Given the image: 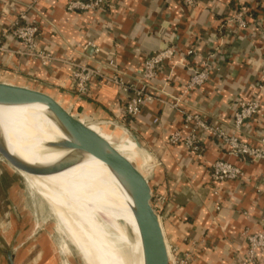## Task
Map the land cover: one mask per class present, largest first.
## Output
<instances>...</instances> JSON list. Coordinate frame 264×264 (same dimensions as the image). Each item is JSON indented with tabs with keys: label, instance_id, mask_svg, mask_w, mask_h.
<instances>
[{
	"label": "crops",
	"instance_id": "obj_1",
	"mask_svg": "<svg viewBox=\"0 0 264 264\" xmlns=\"http://www.w3.org/2000/svg\"><path fill=\"white\" fill-rule=\"evenodd\" d=\"M33 2L0 0V34ZM10 4L14 5L10 14L3 15ZM66 5L67 0H40L28 13L59 57L96 66L112 54L123 71L132 75L148 56L169 44H177L182 55L197 50L199 56L184 64L181 57L168 63L156 82L158 91L171 102L185 90L190 76L188 67L220 50L221 62L214 66L211 82L199 94L189 97L184 107L228 123L237 100L260 99V115L244 128L241 136L246 143L258 145L264 133V0H202L196 9L178 0H116L114 6L96 14L69 13ZM240 10L249 11V25L240 34L230 35L224 29V18ZM88 42L104 54L98 56L91 48L83 53L81 46ZM7 46L11 50L20 47L15 41L7 42ZM70 74V67L63 63L43 69L37 61L0 53V82L48 92L95 121H107L105 130L121 136L117 142L96 127L92 129L133 163L142 153L125 129L152 152L153 196L169 198L160 216L170 246L190 252L195 264H239L247 253L243 233L264 228V162L245 163L230 158L226 148L212 138L203 141L205 153L198 159L183 146L167 144L169 135L182 126L177 110L154 103L147 106L138 122L128 124L122 120L124 99L117 87L98 83L92 86L90 98L80 99L72 88ZM156 117L161 120L158 126L152 123ZM220 159L241 167L244 178L214 183L211 168ZM149 162L150 159L144 162L146 169ZM217 206L221 207L219 212ZM216 216L221 220L217 221ZM256 264H264V255H259Z\"/></svg>",
	"mask_w": 264,
	"mask_h": 264
},
{
	"label": "built area",
	"instance_id": "obj_2",
	"mask_svg": "<svg viewBox=\"0 0 264 264\" xmlns=\"http://www.w3.org/2000/svg\"><path fill=\"white\" fill-rule=\"evenodd\" d=\"M39 1L34 0L29 8L2 28L0 53H14L37 61L43 69L54 67L58 63L69 66L72 88L82 98H90L92 86L98 83L117 87L124 99L122 120L128 124L138 122L147 106L154 103L177 110L182 117V126L169 135L167 144L183 146L190 155L198 159H201L205 153L203 141L212 138L226 148L230 158L242 160L245 163L264 162V133L261 134L257 146L246 143L241 137L244 128L260 115L262 109L260 99L237 100L234 104L233 118L228 123L211 120L200 112L190 111L184 107L185 101L189 97L199 94L204 86L211 82L214 66L221 62L222 53L220 50L216 49L201 58L198 64L188 67L190 76L185 90L171 102L158 91L156 82L164 73L168 63L181 57V63L184 64L188 59L199 56L197 50L192 49L182 55L177 44H169L166 48L148 56L143 61L141 68L132 75L123 71L112 54H108L96 66L78 62L70 57H59L49 48L50 42L44 38L38 22L29 17V11ZM178 1L190 9H196L202 0ZM115 2L116 0H67L66 8L69 13L96 14L111 8ZM13 6V4L7 5L2 14L9 15ZM250 16L249 11L246 10L228 14L224 18V29L230 35H238L248 27ZM9 41L17 42L20 45L19 49L11 50L7 46ZM81 48L83 53L91 48L98 56L104 54L102 49L92 42L86 43ZM152 123L154 126H158L161 120L156 117ZM112 124L118 125L116 122H112ZM126 130L128 129H125L127 135ZM149 154L153 159H150V162L155 163L152 152L150 151ZM244 176L245 172L241 167L225 159L217 160L212 165L210 174L214 183L238 182ZM214 194L218 196V190H215ZM168 201L167 196L154 195L155 211L161 214ZM216 210L219 212L221 207L217 206ZM242 214L247 215L246 212H242ZM215 219L221 220L219 216H216ZM243 237L246 240L247 253L240 259L239 264H256L259 255H264V228L256 233H250L247 230L243 233ZM192 245L196 248L197 242H192ZM170 249L174 264H195L190 252H181L174 246H170Z\"/></svg>",
	"mask_w": 264,
	"mask_h": 264
},
{
	"label": "bare ground",
	"instance_id": "obj_3",
	"mask_svg": "<svg viewBox=\"0 0 264 264\" xmlns=\"http://www.w3.org/2000/svg\"><path fill=\"white\" fill-rule=\"evenodd\" d=\"M0 123L9 149L26 163L47 166L63 157V153L44 147L64 138L46 107L0 108ZM19 174L49 206L58 231L64 228V219L81 231L85 264H144L133 199L104 161L90 155L78 166L56 175Z\"/></svg>",
	"mask_w": 264,
	"mask_h": 264
},
{
	"label": "water",
	"instance_id": "obj_4",
	"mask_svg": "<svg viewBox=\"0 0 264 264\" xmlns=\"http://www.w3.org/2000/svg\"><path fill=\"white\" fill-rule=\"evenodd\" d=\"M80 99L84 98L80 97ZM31 106H44L48 109L50 117L64 138L57 139L44 147L52 152L63 153V157L58 162L47 166L26 163L9 149L1 123L0 154L18 171L34 177L51 176L68 171L81 164L90 155L104 161L122 180L133 199V214L140 232L144 264H174L161 216L153 206L151 179L154 163L149 162L148 169L144 166L138 167L100 133L110 137L114 142H117V136L108 133L100 122L68 106L52 94L0 82V108ZM92 126L96 127L100 133L94 131ZM126 131L127 137L138 146L141 153L148 155V159H152L134 133ZM118 228L121 230L120 226ZM119 232L116 233L119 234ZM115 234L114 236L118 238ZM99 239L103 242L102 238ZM0 253L5 257L7 264H17L16 252L1 238ZM122 256L126 260L125 252H122Z\"/></svg>",
	"mask_w": 264,
	"mask_h": 264
},
{
	"label": "rangeland",
	"instance_id": "obj_5",
	"mask_svg": "<svg viewBox=\"0 0 264 264\" xmlns=\"http://www.w3.org/2000/svg\"><path fill=\"white\" fill-rule=\"evenodd\" d=\"M147 161L148 155L141 154L135 164L142 167ZM19 173L0 154V238L16 252L17 264H85L81 231L68 219L58 231L49 206ZM0 264H7L1 253Z\"/></svg>",
	"mask_w": 264,
	"mask_h": 264
}]
</instances>
